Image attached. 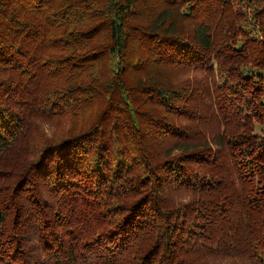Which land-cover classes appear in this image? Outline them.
Here are the masks:
<instances>
[{
    "label": "trees",
    "instance_id": "obj_1",
    "mask_svg": "<svg viewBox=\"0 0 264 264\" xmlns=\"http://www.w3.org/2000/svg\"><path fill=\"white\" fill-rule=\"evenodd\" d=\"M258 125L264 0H0V264H264Z\"/></svg>",
    "mask_w": 264,
    "mask_h": 264
},
{
    "label": "rangeland",
    "instance_id": "obj_2",
    "mask_svg": "<svg viewBox=\"0 0 264 264\" xmlns=\"http://www.w3.org/2000/svg\"><path fill=\"white\" fill-rule=\"evenodd\" d=\"M36 129L39 130L46 138L52 139L60 135V132L64 133L72 130L73 126L70 121H65L56 122L54 124L42 123L41 125H37ZM255 134L261 139V141H264V126H256Z\"/></svg>",
    "mask_w": 264,
    "mask_h": 264
}]
</instances>
